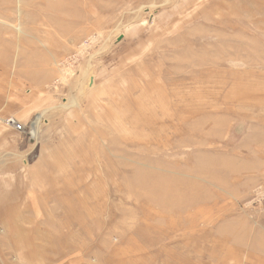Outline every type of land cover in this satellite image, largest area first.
I'll return each mask as SVG.
<instances>
[{"label": "rangeland", "instance_id": "1", "mask_svg": "<svg viewBox=\"0 0 264 264\" xmlns=\"http://www.w3.org/2000/svg\"><path fill=\"white\" fill-rule=\"evenodd\" d=\"M0 264H264V0H0Z\"/></svg>", "mask_w": 264, "mask_h": 264}, {"label": "built area", "instance_id": "2", "mask_svg": "<svg viewBox=\"0 0 264 264\" xmlns=\"http://www.w3.org/2000/svg\"><path fill=\"white\" fill-rule=\"evenodd\" d=\"M8 124H12L14 126V128L18 131H25V127L24 125H22L19 122H16L15 119L9 118L7 120Z\"/></svg>", "mask_w": 264, "mask_h": 264}]
</instances>
